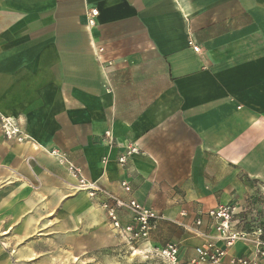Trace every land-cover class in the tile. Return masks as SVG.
<instances>
[{
  "label": "crops",
  "instance_id": "crops-1",
  "mask_svg": "<svg viewBox=\"0 0 264 264\" xmlns=\"http://www.w3.org/2000/svg\"><path fill=\"white\" fill-rule=\"evenodd\" d=\"M0 69L3 99L24 101L40 141L2 148L0 264H43L44 245L79 248L74 208H102L42 152L48 133L87 180L183 229L202 218L214 234L205 212L252 201L264 222V0H0ZM27 155L50 172L37 192Z\"/></svg>",
  "mask_w": 264,
  "mask_h": 264
},
{
  "label": "rangeland",
  "instance_id": "rangeland-1",
  "mask_svg": "<svg viewBox=\"0 0 264 264\" xmlns=\"http://www.w3.org/2000/svg\"><path fill=\"white\" fill-rule=\"evenodd\" d=\"M106 63L107 67L113 66V62ZM0 71L2 72L3 69ZM24 76L26 75L24 74ZM1 87L2 81L0 80ZM19 88V85L14 86L16 92ZM13 97L6 98L5 101L0 91V158L2 157V148L10 150L25 145L40 147L38 144L40 141L37 140L34 133L28 130L30 123L29 118L24 115V101L16 100ZM46 128H52L51 124L49 123ZM49 135L45 138L50 147L42 152L45 155L57 157L59 160L55 162L58 168L70 178L75 179L78 186H81L82 180H86L105 189L98 182L87 180L82 169L74 164L68 153L57 146L59 140ZM38 136L40 137L41 134ZM22 159L33 174L32 180L24 178V181L33 192H37L44 184L43 176L50 172L41 158L27 155ZM71 192L73 194L69 195L68 199L77 195L76 190H71ZM257 196H259L257 197L259 201L264 204V196L259 194ZM74 210L75 229L70 237L79 244V248L71 245L67 247L63 244L44 245L43 251L52 254L43 255L45 259L48 258L42 262L43 264H190V261L195 257L194 253L197 247L195 248L196 240L193 237L196 236L189 232L186 234L185 229L170 220H165L158 212L162 218L149 232L148 237L143 238L134 236L136 232L140 231V228L129 210H118L120 228L114 226L104 208H91V210L74 208ZM52 219L55 220V218ZM127 227H131L132 232L127 231ZM168 245L177 247V260L173 261L162 254V250Z\"/></svg>",
  "mask_w": 264,
  "mask_h": 264
},
{
  "label": "built area",
  "instance_id": "built-area-1",
  "mask_svg": "<svg viewBox=\"0 0 264 264\" xmlns=\"http://www.w3.org/2000/svg\"><path fill=\"white\" fill-rule=\"evenodd\" d=\"M100 12L96 8L90 9L87 14V24L89 28H95ZM189 45L195 52L200 49ZM103 48L96 50V55H101ZM98 59L103 66L107 64L101 58ZM110 63V62H108ZM136 148H130L119 158V164L124 166L128 158L137 153ZM81 188L86 189L92 199L100 201L101 207L107 212L108 217L116 228H120L118 219V210H129L134 216V221L140 228L136 232V237H148L149 232L156 227L157 222L162 217L153 209L147 208L135 199L123 200L109 190L100 188L96 183L82 180ZM121 188L126 193H131V187L128 182H122ZM264 196V188L259 187ZM247 208H238L235 204L219 205L216 208L208 210L203 215L207 216L211 222L214 234H208L201 230L203 225L202 218L196 220L193 224H186L184 228L192 235L202 238L204 242L196 248L195 257L190 264H264V222L261 218L260 208H256L254 201ZM185 216L186 214H182ZM132 232L131 227L126 229ZM243 244L249 248L248 255H232L229 250L237 244ZM223 244L224 246H221ZM162 254L169 259L177 260L178 249L174 245H168L162 250Z\"/></svg>",
  "mask_w": 264,
  "mask_h": 264
},
{
  "label": "bare ground",
  "instance_id": "bare-ground-1",
  "mask_svg": "<svg viewBox=\"0 0 264 264\" xmlns=\"http://www.w3.org/2000/svg\"><path fill=\"white\" fill-rule=\"evenodd\" d=\"M80 187V186H79ZM81 188V187H80ZM81 189H83V188H81ZM83 190H85V191H87L86 189H83ZM88 192V191H87Z\"/></svg>",
  "mask_w": 264,
  "mask_h": 264
}]
</instances>
